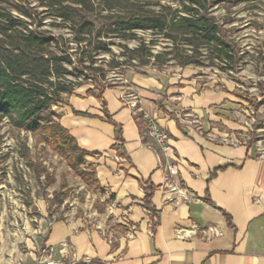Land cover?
Segmentation results:
<instances>
[{
  "label": "crops",
  "instance_id": "0c3cea01",
  "mask_svg": "<svg viewBox=\"0 0 264 264\" xmlns=\"http://www.w3.org/2000/svg\"><path fill=\"white\" fill-rule=\"evenodd\" d=\"M195 68L132 73L101 94L81 85L54 106L79 146L95 153L88 159L109 203L74 202L57 219L38 203L32 244L0 264H264V146L230 111L234 89L204 87ZM150 118L166 127L168 154L148 134ZM170 162L179 171L168 178Z\"/></svg>",
  "mask_w": 264,
  "mask_h": 264
},
{
  "label": "trees",
  "instance_id": "16d2710c",
  "mask_svg": "<svg viewBox=\"0 0 264 264\" xmlns=\"http://www.w3.org/2000/svg\"><path fill=\"white\" fill-rule=\"evenodd\" d=\"M258 1L264 2L0 0V121L40 135L90 185L101 189L96 167L80 168L87 164L86 157L95 153L79 146L54 106L68 103V95L100 74L102 69L92 64L102 52H111L112 37L117 35L137 40L135 47L125 45L130 57L142 65L152 62L157 69L171 61L182 68L210 65L228 70L238 66L241 51L225 28L233 19H220L214 7L221 2L234 6ZM146 31L151 37L139 35ZM160 41L166 42L164 48L155 51ZM105 87L94 85L89 92L98 90L101 94ZM146 191L148 198L152 191Z\"/></svg>",
  "mask_w": 264,
  "mask_h": 264
},
{
  "label": "rangeland",
  "instance_id": "374dc122",
  "mask_svg": "<svg viewBox=\"0 0 264 264\" xmlns=\"http://www.w3.org/2000/svg\"><path fill=\"white\" fill-rule=\"evenodd\" d=\"M214 11L220 19H233L225 28L236 49L241 51L242 59L238 66L228 70L210 65L196 67L193 76L205 84L204 87L234 89L237 100L230 111L236 119L242 117L250 140L260 141L264 146V2L234 6L221 2ZM139 35L151 37L147 31ZM112 40L111 52H102L92 64L102 71L83 85L98 88L117 85L132 73L149 74L157 69L152 62L142 65L130 57L125 45L135 47L137 40H127L121 35L113 36ZM165 43L160 41L154 50H163ZM179 67L176 61H171L163 69ZM248 105L254 112L246 108ZM86 159L87 164L80 168L90 170L95 164L88 156ZM103 194V190L96 184L90 185L65 157L44 143L40 135L17 129L7 120L0 121V259L22 256L32 244L33 230L42 216L38 203L46 202L47 217L57 219L76 203L87 209L92 205L106 208L109 201L101 200Z\"/></svg>",
  "mask_w": 264,
  "mask_h": 264
},
{
  "label": "built area",
  "instance_id": "2783aa9c",
  "mask_svg": "<svg viewBox=\"0 0 264 264\" xmlns=\"http://www.w3.org/2000/svg\"><path fill=\"white\" fill-rule=\"evenodd\" d=\"M135 97L136 96H134V94L127 95L128 104L134 108L136 107V103L135 101H133ZM147 132L150 135L153 143L157 145L164 154H168L171 151L172 146L170 144L168 131L166 127L160 124L156 119L150 118L148 120ZM165 169L168 174V178H170L178 174L179 166L175 162H170L165 165ZM48 264H62V263L54 259H50L48 260Z\"/></svg>",
  "mask_w": 264,
  "mask_h": 264
}]
</instances>
